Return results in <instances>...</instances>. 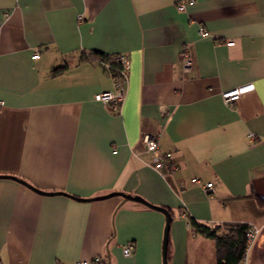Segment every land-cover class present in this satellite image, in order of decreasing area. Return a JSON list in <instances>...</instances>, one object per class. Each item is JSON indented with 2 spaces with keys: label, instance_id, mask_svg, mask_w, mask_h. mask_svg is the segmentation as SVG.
<instances>
[{
  "label": "crops",
  "instance_id": "1",
  "mask_svg": "<svg viewBox=\"0 0 264 264\" xmlns=\"http://www.w3.org/2000/svg\"><path fill=\"white\" fill-rule=\"evenodd\" d=\"M180 1L0 0V176L23 181L0 177V264H162V212L70 197L116 191L169 209L167 264H215L189 218L258 227L239 264H264V0ZM93 51L128 56L117 112L94 100L113 83ZM143 135L175 171L154 168Z\"/></svg>",
  "mask_w": 264,
  "mask_h": 264
},
{
  "label": "built area",
  "instance_id": "2",
  "mask_svg": "<svg viewBox=\"0 0 264 264\" xmlns=\"http://www.w3.org/2000/svg\"><path fill=\"white\" fill-rule=\"evenodd\" d=\"M192 0H182L177 3V7L179 9H183L185 4ZM202 36L207 35L206 32L202 31ZM233 43H228V45H232ZM38 57V52L34 53L32 58L36 59ZM181 57V65L184 72H188L192 65V56L190 52L186 48H182L180 52ZM117 61L119 64V69H113L110 67L109 62H105L103 64L104 70L108 73V75L112 79L113 83V91H100L94 95V100L101 102L107 105L112 111L117 112L120 108L121 103L124 99V84L127 79V72L129 67V59L126 54H119L117 56ZM253 86L252 84H246L234 89L222 92L221 97L225 105L231 106L233 105L236 100L244 93L252 91ZM251 139L254 138L253 135H249ZM142 144L144 146L145 151L151 157V163L154 168L159 169L164 166L168 168L170 172L175 171L177 166L174 165L169 160L168 154H163L158 146L156 139L151 135H143L142 137ZM193 183H197L201 186V188L205 191H213V184L211 182L202 183L199 179L193 178L191 180ZM183 216L185 214L183 213ZM260 229L256 226H249L247 231V241L248 244L253 241V239L257 236ZM134 247L131 243L126 244L122 248V253L126 257H130L133 254ZM74 264H103V260L100 256H96L89 260H78Z\"/></svg>",
  "mask_w": 264,
  "mask_h": 264
},
{
  "label": "trees",
  "instance_id": "3",
  "mask_svg": "<svg viewBox=\"0 0 264 264\" xmlns=\"http://www.w3.org/2000/svg\"><path fill=\"white\" fill-rule=\"evenodd\" d=\"M117 56L118 55H107L103 52L93 51L89 55V58L101 63L102 66L105 62H109L111 68L119 69ZM66 68L67 64L64 63L60 66L54 67L52 69V73L58 74L64 71ZM256 200L259 203H264V200L259 196H256ZM189 224L194 233L209 238L213 241L215 247V264H239L244 259L248 247L247 231L250 226L249 224L242 222H232L211 227L199 223L193 218H189ZM167 257L168 254L166 255V258ZM103 264L108 263L103 260Z\"/></svg>",
  "mask_w": 264,
  "mask_h": 264
},
{
  "label": "water",
  "instance_id": "4",
  "mask_svg": "<svg viewBox=\"0 0 264 264\" xmlns=\"http://www.w3.org/2000/svg\"><path fill=\"white\" fill-rule=\"evenodd\" d=\"M0 177L3 178H11L14 179L16 181H19L21 183H23V181L17 179L14 176H9V175H2ZM25 184V183H24ZM26 186H28L30 189L40 193V194H45V195H55V194H64L62 192H45V191H39L34 187H31L27 184H25ZM113 196H119L122 198V203L126 202V201H131V202H136V203H140L148 208H151L153 210H157L160 211L164 214L165 216V225H164V231H163V239H162V264H167V246H168V232H169V228H170V222H171V215L170 212L168 211V209L162 207V206H158V205H154L152 203H149L148 201H146L144 198H142L139 195H131L129 193H123V192H110L108 194L105 195H101V196H97V197H92V198H80V197H75V196H70L73 199L79 200V201H92V200H100V199H105V198H110Z\"/></svg>",
  "mask_w": 264,
  "mask_h": 264
}]
</instances>
